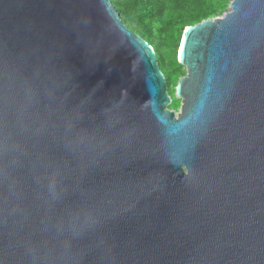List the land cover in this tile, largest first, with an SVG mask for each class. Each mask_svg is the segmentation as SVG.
I'll list each match as a JSON object with an SVG mask.
<instances>
[{"label": "water", "instance_id": "95a60500", "mask_svg": "<svg viewBox=\"0 0 264 264\" xmlns=\"http://www.w3.org/2000/svg\"><path fill=\"white\" fill-rule=\"evenodd\" d=\"M177 54L179 113L111 0H0V264H264V0Z\"/></svg>", "mask_w": 264, "mask_h": 264}, {"label": "trees", "instance_id": "16d2710c", "mask_svg": "<svg viewBox=\"0 0 264 264\" xmlns=\"http://www.w3.org/2000/svg\"><path fill=\"white\" fill-rule=\"evenodd\" d=\"M128 1V2H127ZM116 0L113 5L116 7L117 11L125 19L128 20L131 16H135L139 23L152 25L154 23H160L162 30L169 41L175 39L177 33V25H181V31L178 38L174 43L175 51H178L179 43L181 41L182 35L184 33L183 28L187 26L194 25L207 19V10L203 7L197 9L198 12L193 13V11L200 5L197 0ZM174 8V15L171 19H165L166 13L169 11L170 7ZM125 24L124 20L122 19ZM185 30V29H184ZM132 31V30H131ZM138 31V30H137ZM134 32V31H133ZM136 33V32H135ZM182 34V35H181ZM142 38L147 41L146 35L142 32L139 34ZM148 42V41H147ZM152 45V44H151ZM159 64L163 63V59L159 54V49L156 51ZM177 66H180L179 64ZM174 73H168L165 75L167 86L170 84V80L173 78Z\"/></svg>", "mask_w": 264, "mask_h": 264}, {"label": "rangeland", "instance_id": "374dc122", "mask_svg": "<svg viewBox=\"0 0 264 264\" xmlns=\"http://www.w3.org/2000/svg\"><path fill=\"white\" fill-rule=\"evenodd\" d=\"M111 1L112 3H115L116 0ZM232 1L233 0H197L200 6L196 8L193 13L198 12L197 9L203 7L207 10V18H218L223 16L230 10V4ZM174 12V8L171 6L169 11L166 13L165 19H171L174 15ZM122 19L124 20L125 25L130 30L136 32L137 34H139V32H143L146 35L149 44H152L151 46L155 50V52L157 51V49H159V54L163 59V63L159 64L158 61V64L164 75L168 73H174V76L170 80V84L168 85V92L172 98V104L169 105L168 109L179 113L182 107V100L177 98L176 89L180 79L187 75V69L179 63L177 51H175L174 49L176 38H178L180 35V31L182 28L181 25L176 26L177 33L175 35V39L173 41H169L162 30L161 24L158 22L152 25L139 23L138 19L135 16H131V18H129L128 20L125 19V16H122ZM184 29L186 28H183V31H185ZM178 64L180 66H177Z\"/></svg>", "mask_w": 264, "mask_h": 264}, {"label": "bare ground", "instance_id": "6f19581e", "mask_svg": "<svg viewBox=\"0 0 264 264\" xmlns=\"http://www.w3.org/2000/svg\"><path fill=\"white\" fill-rule=\"evenodd\" d=\"M180 56H181V54L179 55V61H180Z\"/></svg>", "mask_w": 264, "mask_h": 264}]
</instances>
